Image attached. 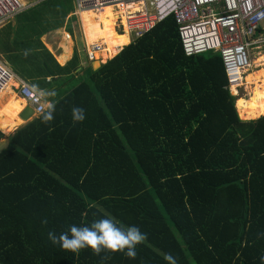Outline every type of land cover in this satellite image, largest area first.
I'll list each match as a JSON object with an SVG mask.
<instances>
[{
	"label": "trees",
	"instance_id": "trees-1",
	"mask_svg": "<svg viewBox=\"0 0 264 264\" xmlns=\"http://www.w3.org/2000/svg\"><path fill=\"white\" fill-rule=\"evenodd\" d=\"M78 12L87 45L110 60L54 103L53 120L40 114L9 135L0 264H169L166 254L177 264H264V116L239 117L221 54L187 57L173 16L130 43L126 9ZM13 86L0 92V139L23 120ZM101 218L147 234L134 259L48 239Z\"/></svg>",
	"mask_w": 264,
	"mask_h": 264
},
{
	"label": "built area",
	"instance_id": "built-area-1",
	"mask_svg": "<svg viewBox=\"0 0 264 264\" xmlns=\"http://www.w3.org/2000/svg\"><path fill=\"white\" fill-rule=\"evenodd\" d=\"M75 9L97 11L103 6H119L125 13L128 33L133 41L142 38L156 24L173 16L187 57L207 52L221 54L229 90L234 87L239 97L245 90L243 69L254 67L253 57H264V0H74ZM24 0H0V26L28 9ZM66 37H71L67 33ZM102 46L91 44L86 49L89 62ZM264 63V61H263ZM15 94L24 98L38 114L47 107L33 86L14 73L0 60V92L12 80ZM243 83V84H242ZM246 92L244 91V94Z\"/></svg>",
	"mask_w": 264,
	"mask_h": 264
},
{
	"label": "crops",
	"instance_id": "crops-1",
	"mask_svg": "<svg viewBox=\"0 0 264 264\" xmlns=\"http://www.w3.org/2000/svg\"><path fill=\"white\" fill-rule=\"evenodd\" d=\"M26 1L29 3V8H33V6L38 5L39 2L44 3L49 0H43V1L26 0ZM63 3H66L65 0L58 2L59 6L63 5ZM78 10L79 8H77L76 12ZM61 11L62 10L60 8L59 12ZM71 14H73V16L75 15L73 12L72 13L68 12L66 15L58 14L57 21L52 22V26H50V28L47 27L45 30H42L41 26L39 25L37 32L33 31L32 28L35 23H41V22H11L12 20H10L9 22L0 26L1 62L5 66H7L13 73L14 71L7 65V63L3 62L2 56H9L10 61L13 63L19 62L22 68L27 67L28 69L23 73L25 74L26 77H19L18 73L17 74L14 73V76L26 80L31 84V86L37 85L40 90L43 91L47 90L46 93H49V95L43 98V101L45 99V101L49 102V99L53 97L56 98V102H58L59 99L56 97V95L59 93V91H63L64 89L69 90V88L67 87L69 83L71 81H78V83L74 85L73 87L74 89L83 80L81 77L83 62L78 57L76 48L73 44L74 37L72 33L68 30H65L64 36L60 37V35H58L59 30L65 28V26L69 24V20L65 22L66 20L65 17H67V15L70 16ZM73 16L71 15L70 19H72ZM77 16L79 17V12L77 13ZM61 19H64V21L62 22ZM43 23L45 24L46 22ZM79 23H80V29L83 39L82 41L84 44V50L86 54V49L89 46L86 43L81 22ZM70 28L73 29V24L70 25ZM67 33L71 34V37L69 39L66 37ZM129 39H130V35H129ZM33 41H34V47L30 48L29 43ZM38 42H41V44H43V46L47 49L49 54L54 59L50 58L46 51L40 49ZM131 42L132 40H130V43ZM26 49L30 51L34 49L33 53H38L40 54V56L35 55L34 58L28 56L25 57L23 53ZM123 49H118V53H120ZM21 55H23L24 58L28 59L29 61L19 60ZM34 61H38V64L32 63ZM91 63L92 62H89L90 67H91ZM59 67L62 68V70ZM39 68H42L43 70L40 71ZM48 69L50 70L51 74H49ZM46 72H48V74H46ZM64 93L65 91L62 94ZM66 93L63 96H65ZM53 94L54 96H52ZM25 123L26 122L21 123L17 127L13 128L12 132H10V135L13 134L15 131H17L19 127L24 125Z\"/></svg>",
	"mask_w": 264,
	"mask_h": 264
},
{
	"label": "clouds",
	"instance_id": "clouds-1",
	"mask_svg": "<svg viewBox=\"0 0 264 264\" xmlns=\"http://www.w3.org/2000/svg\"><path fill=\"white\" fill-rule=\"evenodd\" d=\"M23 55L25 57L30 55V50L26 49ZM33 89L37 91L38 96L41 98H45L49 95V93L40 90L37 85H33ZM45 105L47 110L40 114H42L43 122L47 123L53 120V113L56 106L54 103L48 101H46ZM40 114L36 113V116ZM72 118L74 121H82L85 118L84 110L80 107H73ZM42 223L46 224L47 220H43ZM146 238L147 234L142 233L137 226L132 225L127 228H122L109 218L94 220L90 225H71L69 232L60 233L59 235L51 231L48 233V239L53 244H59L62 249L67 251L75 253L79 252L81 249L90 248L97 256H100L101 253L105 251L124 252L127 257L132 259L137 255L136 246L142 243ZM106 258V256L101 257V259ZM261 259L264 260V257ZM165 260H167L169 264H177L175 257L171 254H166Z\"/></svg>",
	"mask_w": 264,
	"mask_h": 264
},
{
	"label": "rangeland",
	"instance_id": "rangeland-1",
	"mask_svg": "<svg viewBox=\"0 0 264 264\" xmlns=\"http://www.w3.org/2000/svg\"><path fill=\"white\" fill-rule=\"evenodd\" d=\"M24 1H26V0H24ZM40 1H43V0H40ZM50 1L51 0H49L47 2H44V3L39 2V4L36 5V6H34V8L32 10L27 11V12H25V13L19 15V16L13 17L11 19L12 20L11 22H38L35 19H38L39 17L40 18H46V19H49L50 22H46L45 24L43 23L44 21H42L41 23H35L34 26H33V28H32L33 31L37 32L38 26L40 25L41 26V29L42 30H45L47 27L50 28V26H52V22H55V18L58 16L59 13H61L59 15H66L68 13L67 5L69 6V3H70L72 5V10L69 13H72L73 12L75 14L74 16L76 18L72 20V19H70V17H71V15L73 16V14H71L70 16L67 15V17H65L66 18L65 22L67 20H69V24H67L68 26L66 25L65 28L59 30L58 35H60V37L64 36V31L65 30H68V31H70L72 33V35L74 37L73 44H74V46L76 48L78 57L83 62V68H82V72H81V75L82 76L81 75L80 76L82 77V79H84L85 77H87V75L89 73V69L91 70V68H90L89 62L86 59V54H85V50H84V44H83V41H82L83 39H82V34H81V29H80V23H79L80 22V17L77 16V13H78L79 10L76 12L74 0H69L70 2H67V4L66 3H63V5H62L63 6V10L61 12H59V11H60V8H62V6H59L58 2L59 1H63V0H56L55 4L53 2H50ZM114 10H117V9L114 8ZM93 18H94L95 22H97L98 16L96 14H95V16ZM61 21L63 22L64 19H61ZM71 24H73V29L70 28V25ZM117 31H118L119 34H122L124 32V27L123 26H120V24H119V27L117 28ZM129 35H130V39H129V41H130V40L133 39V37H132L131 34H129ZM29 47L32 48L30 43H29ZM119 49H121V48H119ZM94 56H95L96 59H98L96 55H94ZM258 59H259L258 56L257 55H254L253 60H255L254 61L255 63L258 61ZM2 60H3V62H6L7 63V65L14 71L15 74L18 73L19 77H26L25 74H23V73H24V71H26L28 69L27 67H23L22 68V66L20 65L19 62H14V63L11 62L9 56H2ZM19 60L29 61L28 59L24 58L23 55L20 56ZM106 61H107V59L101 61L100 63L103 64ZM256 66H258V65H256ZM249 71L253 72V71H256V69L254 67H252ZM246 76H247V74H246ZM14 81H18V80L17 79H14ZM77 83H78V81H71L69 83V85L67 86L69 88V90H67V89L65 90L64 89L63 91H59V93L56 95V97L58 99H60L61 97H63V95L66 93V91H67V93L70 92L73 89L74 85L77 84ZM246 87L247 86H245V90H244L246 93L244 94V91L242 89L241 90V95H243V94L246 95L247 94L248 88H246ZM231 90L235 94H238V92L236 91V89L234 87H232ZM13 91L15 92L14 89H13ZM64 91H65V93L62 94ZM15 93H17V92H15ZM235 94H233V95H235ZM52 96H54V94ZM49 102H52V103L56 102V98L51 97L49 99ZM44 103L46 104L45 99H44ZM4 111H8V108L5 107L4 108ZM19 112L21 114L23 111L21 109H19ZM13 121H14V119H13ZM25 121L26 120H22L21 123H24ZM13 128H15L14 127V122H13ZM5 135L6 136H9L10 133L9 134H5Z\"/></svg>",
	"mask_w": 264,
	"mask_h": 264
},
{
	"label": "bare ground",
	"instance_id": "bare-ground-1",
	"mask_svg": "<svg viewBox=\"0 0 264 264\" xmlns=\"http://www.w3.org/2000/svg\"><path fill=\"white\" fill-rule=\"evenodd\" d=\"M99 53V52H97ZM95 53V55L97 54ZM98 61V59L95 58ZM264 57H259L258 61L254 62V68L256 71H249L250 69H243V82L247 86V94L238 97L236 106L239 116L242 120H253L260 118L264 115ZM96 67L98 63L95 64ZM258 65V66H256ZM260 67V68H259ZM258 69V70H257ZM247 74V76H246ZM246 77V78H245ZM11 83L15 86V82L12 80ZM231 92L235 94L232 90ZM238 95V94H235ZM28 103L22 105L21 110L24 111ZM34 111V109H33ZM36 112L34 111L32 115ZM18 124L14 123V127Z\"/></svg>",
	"mask_w": 264,
	"mask_h": 264
},
{
	"label": "water",
	"instance_id": "water-1",
	"mask_svg": "<svg viewBox=\"0 0 264 264\" xmlns=\"http://www.w3.org/2000/svg\"><path fill=\"white\" fill-rule=\"evenodd\" d=\"M96 63H98V66L96 67ZM104 64V63H103ZM102 64L99 63V61L95 60L91 63V69L92 71H96L97 69L100 68ZM33 108L30 106H27L26 109L20 114V118H22L23 120H26L25 122H29L31 121L36 114H33ZM10 144V138L9 136H5L4 138L0 139V153H2L6 148L9 147Z\"/></svg>",
	"mask_w": 264,
	"mask_h": 264
}]
</instances>
